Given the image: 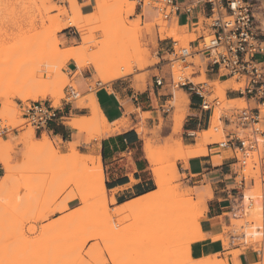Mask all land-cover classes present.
Instances as JSON below:
<instances>
[{
	"label": "rangeland",
	"instance_id": "obj_1",
	"mask_svg": "<svg viewBox=\"0 0 264 264\" xmlns=\"http://www.w3.org/2000/svg\"><path fill=\"white\" fill-rule=\"evenodd\" d=\"M75 1L76 0H59V1H56V0H0V77L4 81H6L7 87L6 86L5 87L11 90V92L14 90H15L14 92H16L18 91V89L21 90V92L23 91L26 92L27 90H33L34 87L37 89L36 86L39 84L42 85L43 83L46 85V83L50 82L57 74H62L63 76L64 74H66L65 77L69 81L66 85H64L63 96L59 99L58 101L59 104L57 103L56 105L54 104V99L50 95L49 96L47 95L45 97L41 95V92L43 89L41 85H39L41 86V88L38 86V88L41 89V92L40 90L38 91L40 93H37L35 97H34V94L32 93L34 98L28 97L25 100V99H22L20 96L19 98H17L13 94L14 92L11 93L9 96V99H10L11 104L14 105L12 111L19 109L20 118L19 119L13 118L11 120L4 121L7 124L13 125L14 122L15 124L16 122H19V123L24 122V120L22 119V114L24 112V109L19 104L20 102L24 104H29V102L37 101V100H40V101L52 100L54 106L61 107L64 101H68V102H75V103L77 102V104L81 106L79 103V99L89 93H92V92L95 93V91L99 87L110 85L114 81L127 77L129 78L128 79L129 81L134 82L135 86L138 89L139 88L145 89L147 88L149 84L153 83V76L159 73L157 66H158L159 61L161 60V53L160 55H158L160 51V47L162 43L164 44L166 42H169L170 44V40L165 39V38H168V37L175 38V37L173 35L172 36L166 35L165 37L160 35L159 37L158 31H157V27H159V25L156 24L155 26L148 28L147 25L143 23L142 19L139 17L140 14L137 13L136 19L130 22V28L133 31L134 39L131 41L130 47H126L123 49L124 52L127 53L130 61L133 63L135 67L134 71L121 78L114 79L112 81H107V82H102V80L97 76V74H93V79H87L88 84H86V87L88 88V91L83 92L76 85L75 80L69 79V76L67 75V73L61 72L59 70L54 60L56 56L62 52V51L58 52L59 50L58 47L60 48V46L59 44L58 46L56 45L58 41L64 40L60 36V33L63 30H65V28H68L67 25L69 24L67 23V21L71 20L73 16L75 17L76 14H79L77 10L72 9V5L75 3ZM113 2L114 0H105L104 1L106 5L105 8L110 9ZM132 5H134L135 7L133 11V13H135V9H136L135 0H119L118 3L115 5V7L111 11H109V13L104 17V19L93 24L92 26L93 28H90L88 30V33H90L89 31H91L89 35L93 34V37H94L98 30H103L107 38L106 40H104L105 45L104 44L103 45L106 47V46H109V44L115 43V40L117 38V29L112 24V21L119 19L120 25L121 26L124 25L125 22L128 21V18L133 14L131 11ZM70 10H71V15H70ZM94 11H96V8H94ZM155 14L156 12L153 10L148 11V18L152 19L155 16ZM258 16L263 17V20H264L263 13L258 14ZM201 19H203V17H201ZM177 25L178 24L175 23L171 26V28H175L177 27ZM178 32H179V35L182 34L183 36L185 35V37L187 36L185 39L183 37H180L181 41L180 39H178L183 44H187L190 40L192 39L194 40L198 38L201 34L207 35V32L203 29L202 25H200L198 28L189 27V26H187V28L179 27ZM160 39H163V40H160ZM60 50L62 49L60 48ZM164 57L168 58L169 55L165 53ZM195 62H196L195 71L200 72L201 74L199 76H196L194 79L196 81H206L207 83L212 85V88L214 89V91L217 89L218 83L216 81L218 80H219V85H221L224 88V90H225V87L223 83L225 82H231L234 86L233 88H239L240 86H242V83H236L234 79H231L229 81H223V79H214L213 82H211V80L207 77V75L205 73H202V71L205 70V60H202L199 56H197L195 58ZM47 65H51L52 69L49 70V67H47ZM141 65H143V67ZM41 68H43L44 71L42 74H39ZM34 72L36 74H33ZM169 72H170L169 69L164 67L162 74L168 75ZM204 74L206 78L204 77ZM73 75L75 74L73 73ZM37 81H38V84H37ZM97 83H101V84H97ZM70 85L76 89V91L79 94L78 97L69 98L67 88ZM89 88H91V90H89ZM36 89H35V92H36ZM51 89L54 90L53 88ZM55 90L57 89L55 88ZM162 92L166 94L167 93L175 94V98L169 101L170 103L174 105L173 113L171 114L168 120L162 119L160 125H154L152 127H149L145 125L144 123L138 124L137 131H139L141 135V143L143 144V146H144V142L151 141L153 143V148H155V152L162 155L163 157L161 161L162 165H166L170 162L176 161L174 167L168 170V175L166 176V178L169 179L170 176H172L174 169L176 168L177 162L181 160L177 158L178 157L177 151L179 150V147H178L179 143L180 142L184 143L182 135L185 132L184 130L185 120H184V124L181 129H177L176 127L173 128L174 126L173 120H174V116L179 113H184L185 115H187L189 96L187 97L183 89L170 87L169 85H166L164 89L162 90ZM214 95H217L216 91ZM36 97H39V99H37ZM218 105H224V108H223L224 110H222L220 114V117H221L222 114L224 113L230 114L231 113L230 108L235 105L245 106L246 101L244 99L242 100L236 99L235 101H232V100L227 101L223 98L221 99L219 104H216V106ZM82 107H88V106L82 105ZM88 108H89V115H90V107ZM148 116H149V113L144 114V117H148ZM118 121L121 122V120H118ZM122 121L125 125L127 124L126 128L130 126L127 120L122 119ZM171 121L173 124L171 133L168 136L164 137L161 133V130L164 125H169ZM219 123L221 124L220 125L221 127H224V122L220 121V119H219ZM227 128L228 129L234 128V126L232 125ZM33 129L34 127L30 125L27 127H22V128H19L18 131H16L17 135H15V133H12L8 137V141L10 145H12L13 147L9 148L11 149L10 151L7 150V154L6 153L5 154L8 156L5 155V157L8 160L10 159L11 164L14 165L15 168L18 167L17 164H19L20 166V163H18L15 159V149L19 145L17 144V141L20 139L21 133L27 130H33ZM176 130H179V131H176ZM209 131L214 136H211L212 138L210 137L211 141H209L208 144L215 140L222 139L225 133L222 130V128L218 132L211 131V129ZM200 132L201 131L197 132V137H198V133ZM94 133H95V130H92L91 127H87L83 129L82 131H79V138H77V142L74 144L76 146V149H78L77 150L78 152H80V148L82 146L91 145L90 150L83 152V153L80 152L81 154L86 155V156L91 155L93 151L91 138L93 137ZM50 138H54V137L52 136ZM81 141L84 142L83 145L80 143ZM196 143H197V139H196ZM208 144H207V147H208ZM54 145L56 147L57 146L60 147V145H56V144ZM186 146H189V145H186ZM167 150H173L174 152L168 153ZM225 154L231 155L232 153L229 151ZM219 158L221 159L222 156H219ZM27 163H30V162L28 161ZM36 163L37 162L35 160L32 161L30 163V165L31 164L32 165L31 166L29 165L30 168L28 169V167H26L24 169V171L26 172H23V169H20V171L17 172V177H21L22 173L27 175L26 178L27 177L29 178V176L31 175L30 176L31 185L26 180V178L25 179L23 178L24 175H22V179L24 180V181H21L22 185L20 186L19 184L18 186H16V189L14 188L15 192L11 191L12 190L11 189L9 191L11 192L9 193L10 195H7L8 193L5 194V197H6L5 200L3 199V197L0 199V202H2L0 203V243H3L4 238L7 235L9 226H17L19 229V232L25 235V238L27 241H32L33 237H35L34 246L40 249H43V250H49V249L59 250V249L71 248L74 244L77 245L78 247L81 246L82 244L85 243V240L89 235H97L98 233L96 232L89 233L87 231L78 232L76 231L77 224L83 218L94 215L97 212L98 207L103 209L102 207L103 205L100 199L97 197L91 200L88 203L87 209H81L79 212H82V214L80 216H77L80 213L74 212L69 207L70 201L66 200L63 195L62 181L59 178V176L55 173H42L38 171L39 169L37 166L39 165H37ZM84 166L86 167V168L85 167L83 168L84 173L86 175H89L87 173V167L89 165H84ZM27 170L29 172H27ZM35 175H37L36 178H35ZM182 178L183 176H181L179 179H177L176 177L171 178V181H175L176 187L178 186V188L181 189L182 192L184 191L187 192L189 197L193 196L194 201H197L198 199L197 196L195 195L193 190L183 182ZM256 184H257L256 186L254 185L255 187L251 186V183L249 181L245 191L251 190L253 192L254 191L257 192V190L261 188L259 178L256 179ZM259 186L260 188H258ZM19 188L21 189V192L25 194L19 197L20 200L19 198L14 197L15 195L17 194L19 195L21 193L19 192L20 191ZM256 188L258 189L254 190ZM190 190L192 191L193 194L190 193L191 192ZM24 191H26L27 194ZM94 191L101 193L99 186L97 185V182L94 185ZM25 196H29V197L27 198ZM21 199H24L23 201H26V199H29L28 200L29 202L27 201V203L26 202L24 203L22 202ZM252 202H253L252 207L248 210V216H246V218L247 220L250 219V221H253V222L256 221L257 223H260V224L262 223L263 225L264 224V212L261 210L263 213L260 211L261 213L257 214V216L255 217V215H253L255 212L253 211V209L254 210L256 209V207L254 208V205L256 206V202L254 200H252ZM133 214L135 213H131L125 216L124 218H122V221L125 222L123 224V233L127 237L131 238L139 248H143L144 244L147 241L155 239V233L152 231L148 232L151 235L150 236L149 234H146L147 232L143 231L147 227L146 225L149 224L147 222L149 221L148 218L147 217L144 218V216H141V214L143 213H141L140 215H138V213L135 215ZM199 215H203L204 217L203 206L200 209ZM105 217H104V222H105V227L107 228L110 226L111 221H109L107 216ZM110 219L112 220V218ZM232 220L234 221L232 222ZM244 221L245 220L243 219L242 220L234 219V217L232 216L230 220V224L224 225V234L219 235L217 238H220L221 236L222 237L224 236L225 238L227 237L226 238L227 244L224 243L225 247L228 248L230 247L232 243H234L237 245H241L242 251L243 249L244 250H248V249L255 250V247L253 246L254 244L247 245V243L244 242V239L242 237H238V238L236 237L235 239H232L231 237L232 234L236 235L239 233V231L236 230L237 226L244 223ZM193 225H194V222H193ZM25 226H27L30 229V233L24 232ZM231 226L233 228L232 230H231ZM187 228L189 229V226H187L186 229ZM188 229L187 231L185 230V234H186L185 240L186 238L188 239L187 240V242H189L188 244L191 245V243L197 241L194 239L198 235L200 237L203 236L204 238L203 227L201 231L198 229L195 231L196 229V226H195L194 233L195 232L198 233V235H196L195 238L194 236H192V234H190L191 230L188 231ZM140 239H143V241L139 242ZM187 242L183 243L182 246L180 245L179 249L186 250L187 247L189 246L188 247V250H189L191 246L188 245ZM263 244H264V240L262 238L259 241V243H257L258 249H256V251L259 253V259L257 263L262 262V257H263L262 255H263V250H264ZM97 247L98 246H96V249L94 248L90 252V257L92 260H95L97 258V255H96V253H98ZM185 250L183 251L184 253L181 252L183 254H182L181 260L179 261L181 262L186 261L185 264H187V262L188 264H197L196 262L197 260H199V258L196 260L195 258H193L191 254V250L189 251V253L185 252ZM234 250H237V249H232L231 251H234ZM172 252L173 251H169L168 258L169 259L172 258V260L176 261L177 256H173L174 252L173 253ZM187 255L190 256V257L188 256L189 260L191 259L190 261L188 259H187L188 261L186 260ZM215 255L216 257L214 256V258L223 259V262H222L223 264H230L229 260L227 258H223V256L220 253L215 254ZM53 258L70 260V261H76L78 259H83V257L78 256V254L58 256V257H53ZM4 259L5 257L0 256V264H3ZM233 264H241L238 261V256H235V262Z\"/></svg>",
	"mask_w": 264,
	"mask_h": 264
},
{
	"label": "snow or ice",
	"instance_id": "obj_2",
	"mask_svg": "<svg viewBox=\"0 0 264 264\" xmlns=\"http://www.w3.org/2000/svg\"><path fill=\"white\" fill-rule=\"evenodd\" d=\"M85 7L83 12L89 16L94 15V8L101 5L97 4V0H83ZM136 9L128 21L124 25H120L119 19L113 20L112 24L117 29V38L115 47L122 51L126 47L131 46L134 39L133 31L130 28V22L136 19V14L144 15L143 0H135ZM71 15V10H70ZM69 27L61 36H68L67 40L58 41L60 48L63 50L55 58V63L61 72L67 73L70 79L76 80L73 73H83L84 77L91 78L93 74H98L97 64L100 62L99 57L101 47L106 39L105 32L98 30L91 40L88 39L87 30H77L75 25V17L68 20ZM67 53V55H65ZM51 70V65L48 66ZM71 68L72 71L68 69ZM44 71L41 68L40 73ZM79 82V81H77ZM87 80L84 81L87 84ZM71 88V85L69 86ZM19 98L20 93L14 94ZM39 99V97H36ZM39 109V105L37 106ZM28 118L32 120L35 128L34 135L27 143L21 142L15 149V159L21 165L27 163L29 159L35 160L39 165V171L42 173H55L62 181L63 195L66 200L72 201L70 204L74 212L81 209H87L88 203L99 198L101 203L104 199L111 196L107 193V197L103 193L94 191L96 181L90 175H86L83 171L84 161L68 146L61 143L59 137H52L48 128H55L52 123L54 117L45 110H27ZM19 119V109L9 112L5 117L6 120ZM27 127V122L24 124ZM63 131V129H58ZM12 133L11 125L5 124L0 129V141L4 144L9 143L8 137ZM70 135L65 134V139H69ZM60 145L61 151L56 153L54 149H50V144ZM76 142L73 141V144ZM82 145L83 141L80 142ZM91 145L82 146L80 152L90 150ZM127 172H133L131 168ZM123 167L118 168V174L123 179L114 180V184L124 185L123 194L118 200L107 199L109 205L108 215L112 216L111 224L105 227L104 213L102 208L98 207L94 215L87 216L79 221L76 231H87L89 233L96 232L97 235H89L84 243V247L80 248L73 245L71 248L59 250H43L34 246L35 237L32 241H27L24 234L19 232L17 226H9L7 235L3 243H0V256L5 257L3 264H182L179 260L168 258L169 251L179 252V247L185 240L186 217L178 208L177 202L180 199L182 190L175 187L176 182L171 181L172 189L169 188V181L166 177H160L158 180L153 179V173L149 172L145 180L148 184L144 188L145 193L149 189H157V193L153 196V204L150 210V218L153 222V231L155 239L147 241L143 248H139L136 243L123 233L122 214L118 211L120 204L130 200L129 193L138 189L140 183V173L133 172V177L127 175ZM8 177V169L0 162V178L6 180ZM109 179H112V173L109 172ZM113 185H108V188ZM139 198V197H138ZM25 233H30V229L25 226ZM38 235V233H37ZM98 246L97 258L92 260L90 252ZM83 257L76 261L56 259L53 257L76 255ZM194 254L199 255L198 246L195 247ZM264 264V261L261 262Z\"/></svg>",
	"mask_w": 264,
	"mask_h": 264
},
{
	"label": "built area",
	"instance_id": "obj_3",
	"mask_svg": "<svg viewBox=\"0 0 264 264\" xmlns=\"http://www.w3.org/2000/svg\"><path fill=\"white\" fill-rule=\"evenodd\" d=\"M145 7L158 10L162 17L169 21L172 16L178 20V14L188 17L200 8V15L194 17L195 22L192 26L198 28L202 25L207 35L201 34L187 44L173 37L165 38L170 40V45L167 51L160 50L158 53V55L161 53V60L157 66L159 73L153 76V83L160 87L169 85L183 89L186 93L197 96L200 100L199 107L209 112L211 117L216 104H219L223 97L214 95L215 91L211 84L194 79L201 74L195 71V58L199 56L205 60V73L207 67H210V71L218 75L217 79L223 81L234 79L236 83H242L239 88H233V84L229 83L225 90V100L239 99L228 98L230 90H237L249 95L244 97L246 105H235L230 108V114H222L220 121L224 122V127L214 126V131L218 132L222 128L224 136L209 143L208 146H212V150L216 152L224 148L232 150L236 159L234 173L239 188H246L249 181L254 186L257 178L264 187V35L259 34L261 28L257 23L260 18L258 14L264 9V0H143L142 11ZM165 53L169 55L168 58L164 57ZM164 67L169 69L168 75L162 74ZM67 91L69 98L79 95L73 86L71 88L68 86ZM29 108L46 109L50 116L54 117L52 121L59 118V107L53 103L32 101L27 104L22 114L24 122L11 124L12 133L25 127V122L35 128L32 120L28 118ZM173 109L174 105L170 102L158 108L160 113L164 114L171 113ZM211 117L208 129L211 128ZM5 124L6 122L0 119V129ZM228 124L234 128L228 129ZM187 135L196 139L197 131L188 130ZM243 198L244 192H237L230 199L234 219L245 220L237 227L239 233L231 235L232 239L236 237L244 239L249 224L245 218L252 207V202L244 204Z\"/></svg>",
	"mask_w": 264,
	"mask_h": 264
},
{
	"label": "crops",
	"instance_id": "obj_4",
	"mask_svg": "<svg viewBox=\"0 0 264 264\" xmlns=\"http://www.w3.org/2000/svg\"><path fill=\"white\" fill-rule=\"evenodd\" d=\"M78 2L83 12V8L85 7L83 0H78ZM150 10L156 12L152 19L148 18V11ZM199 10L200 8L188 17L184 14H178V20L177 17L174 18V16H172L169 21L170 27L175 23H177L179 27H193L192 24L195 22L194 17L200 15ZM260 12L264 14V9H261ZM143 13L144 15H139V17L145 24L153 22L158 15L157 10L148 7H145ZM257 23L258 27L261 28L259 34L264 35L263 17H260ZM65 30L60 33V36L65 32ZM62 38L67 40L68 36H63ZM169 45V42L164 44L162 43L160 50L167 51ZM210 69V67H207L206 74L207 77L213 81L218 78V75L214 71H210ZM68 70L72 71L71 68ZM76 78V85L83 92L88 91L84 81L87 79H93V76L88 78L84 77L83 73H81V75ZM128 79L129 78L125 77L112 82L110 85L99 87L95 91V96L109 122L125 119L130 124L128 128H122L118 132L105 135L100 141L99 155L103 164L106 191L107 193H111V196H113L115 200H118L123 194L122 191L118 190L125 188L124 185L114 184V180L123 179V176L118 174V168L123 167L126 172L127 169L131 168L133 172L140 173V180L143 182L140 183V187L138 189L129 193L130 200L132 201L147 194L143 191L144 188L148 187L145 177L149 172L153 173L151 164L146 157L145 142L143 146L141 143V135L139 131H137V125L144 123L145 125L152 127L154 125H160L162 119L168 120L174 109L171 113L164 114L160 113L158 108L174 99L175 94L163 93L162 90L164 87L157 86L154 83L149 84L145 89H138L134 82L129 81ZM229 83L231 82L223 83L225 89ZM89 90H91V88H89ZM186 95L187 97L189 96V104L187 115H185L184 119L185 132L182 135V138L186 145H195L196 139L188 136L187 131L195 130L197 132H202L207 130L209 128L211 116L209 112L203 111L199 107L200 100L197 96L189 92L186 93ZM244 97H249V95L242 94L237 90H230L228 93V98L244 99ZM48 101L51 104L53 103L52 100ZM19 104L23 109L27 107V104L22 102ZM1 107L2 105L0 103V109ZM146 113H149L148 117H144V114ZM58 114L59 118L52 121V123L55 124V128L49 127V133H51L53 137H59L61 143L64 145H68L73 141L77 142V138H79V131L78 129L68 125L67 120L75 117L89 116V108L79 106L77 102L64 101L63 105L58 109ZM172 126V121L169 125L163 126L161 133L164 137L171 133ZM229 126L230 125L228 124L227 127ZM58 129H63V131H58ZM14 133L17 135L16 131ZM65 134H69L70 138L65 139ZM91 142L94 151L97 143L95 140ZM212 148V146H208L207 154L190 157L187 162L179 160L176 164V170L174 169L173 173H175V171L179 172V175L176 177L177 179L183 176V182L193 190L198 198L196 202L199 211L202 206L204 209V217L201 220V228L203 227L204 238L192 243L191 254L193 258L197 259L220 253L223 258H227L229 260L230 264H233L235 262V255L232 253L227 255L226 253L232 249H241V245L232 243L230 247L227 248L222 240L215 238L224 234L225 224H230L231 217L233 216V210L230 205L231 197L237 192L245 193L248 190L245 191V187L239 188L237 186V178L234 173L236 169V159L234 158L232 150L230 148H224L216 152L213 151ZM229 151L232 153L231 155L225 154ZM219 156H222V158L220 159ZM0 162L3 163L1 157ZM110 171L112 173V179L108 178ZM133 172H127V175L135 179ZM1 179L2 178H0V180ZM153 179L154 181L156 180L154 173ZM110 184L113 185V187L108 188V185ZM251 186H253L252 183ZM153 190L155 189H149V192ZM111 196L108 197V199H111ZM71 202L72 201L69 202V207ZM127 202L129 201L125 200L121 204ZM196 246H198V256L194 254ZM258 259L259 253L254 249L243 250L238 255V261L241 264H253L256 263Z\"/></svg>",
	"mask_w": 264,
	"mask_h": 264
},
{
	"label": "bare ground",
	"instance_id": "obj_5",
	"mask_svg": "<svg viewBox=\"0 0 264 264\" xmlns=\"http://www.w3.org/2000/svg\"><path fill=\"white\" fill-rule=\"evenodd\" d=\"M104 1L105 0H97V4H99L101 6L96 8V11H94V15L89 16V15H87V14L82 12V10L80 8V4H79L78 0H76L75 3L72 5V9L77 10L79 12V14H76V16H75V25H74V27H76V29L80 30V31H83V30H87L88 31L90 28H93L92 26H93L94 23H97L98 21L104 19V17L109 13V11H111L115 7V5L118 3L119 0H114V2L112 3V6L110 7V9L109 8L108 9L105 8L106 5H105ZM134 8H135L134 5H132V8H131L132 13L134 11ZM156 24L159 25V27H157V31H158V36L159 37H160V35L163 36V37H165L166 35H168V36H172L173 35L175 37L174 39H176V40L180 39V41H181L180 37H183L184 39L187 37V36L185 37V35L183 36L182 34H181L182 36L179 35V32H178L179 26L178 25L175 28L169 27V20H165L159 12H158L157 17L154 19V21L151 22V23H147L146 25H147L148 28H151V27L155 26ZM67 27H69V25H67ZM185 28H187V26H185ZM89 32L91 33V31H89ZM90 33H88V39L89 40H91L92 37H93V34L89 35ZM58 44L59 43L57 42L56 45L58 46ZM104 45L101 47V53L103 55L99 57L100 62L97 64V68L99 70L97 76L102 80V82L112 81L114 79L121 78V77H123L125 75H128V74H130V73H132L134 71L135 67H134L133 63L130 61L127 53L124 52V50H122V51L117 50L116 47H115V43L109 44V46H106V47ZM58 49H57L58 52L63 51V50H60L59 47H58ZM65 55H67V53H65ZM48 66L49 65H47V67ZM141 66L143 67V65H141ZM38 70H40V69H38ZM81 73L82 72L74 73L75 74L74 76L77 77ZM202 73H205V70H203ZM33 74H36V73L34 72ZM205 74H204V77L206 78ZM65 75L66 74H64V76L62 74H57L55 76L56 78L54 77L50 82L46 83V85L43 84V83H42V85L39 84V85H41L43 87L42 92H41V89L38 88L39 85L36 86L38 90L34 87L33 90H27L26 92H24V91L21 92V90H19L17 88L18 91L14 92L15 90L13 89L14 91L11 92V90L6 88L7 87L6 86V81H4L0 77V103H2V109L0 110V119H2L3 121H6L5 117L9 114V112H11L13 110L14 105L11 104L10 99H9L10 94L13 93V92H14L13 94L20 93V97L22 99H25V100L28 97L32 98L33 97L32 93L34 94V97H35L37 93L41 92V95L43 97H45L47 95L48 96L50 95L54 99V104L56 105L58 103L59 99L63 96L64 85H66L69 82L68 79L65 77ZM211 82H213V81H211ZM216 82L218 83L217 89L215 90L217 95H221L225 99V94L224 93H225L226 89L224 90V88L221 85H219V80L216 81ZM37 84H38V81H37ZM21 86H23V85H21ZM41 86H39V87L41 88ZM51 88H53L54 90H52ZM55 88L57 90H55ZM35 89H36V92H35ZM39 90H40V92H38ZM239 99H242V98H239ZM244 100L246 101L245 98H244ZM79 103H80L81 106L83 105V106L90 107V115L89 116H82V117L72 118V119L67 121V124L72 126L75 129H78L79 131H82L83 129H85L87 127H91L92 130H95V133H94L93 137L91 138V141L95 140L96 143H97V146L95 147L93 153H91V155H89V156L83 155L80 152H78L77 151L78 149H76V146L73 144V142H71L68 146L74 151L75 154L78 155V157L80 159H82L85 162L84 165H89L88 166L89 168L87 167V173L94 178V180L97 182V185L99 186L100 192L105 194V196L107 197V191H106V187H105L104 174H103V164H102V159H101V157L99 155L100 141L105 135L113 133V132H118L122 128H126L127 124L125 125L122 120H121L122 123L120 121L109 122L107 116L103 113L100 105L98 104L97 98H96L94 92L89 93V94L84 95L83 97H81L79 99ZM223 108H224V105H218V106L215 107L213 115L211 117V128H210L211 131H214V126L221 125L219 123V119H220L219 117H220L221 111L224 110ZM184 119H185V114L184 113H179V114L175 115L174 116V120H173L174 121L173 128L176 127L177 129H181L182 126H183V123H184ZM13 125H15V122L13 123ZM210 129L198 133V137L196 138L197 139V143L195 145H193V146L192 145L191 146L190 145L186 146L183 142H180L179 145H178L179 150L177 151V154H178L177 158L187 162L190 157L207 154L208 153L207 144H208L209 141H211L210 137L214 136L209 131ZM176 131H179V130H176ZM91 132H93V131H91ZM33 135H34L33 130H27V131L21 133L20 139L17 141V144H20L21 142L27 143L28 141L31 140ZM11 147H13V146L10 145V143L4 144L3 141H0V157H1L2 161H3L4 166L8 169V177H7V179L4 180L2 178L0 180V199L3 197L4 200L6 198L5 194L8 193L7 195H10L9 193H11V192H9V191L11 189H12L11 191L15 192L14 188L16 189V186H18L19 184H20V186L22 185L21 181H24L22 179V175L25 176V177L23 176L24 179L27 176L26 174L22 173L21 177H17V172H19L20 169H23V172H26V171H24V169L26 167H28V169H29L30 166L35 163L34 162V163H32L30 165V163L32 161H34V160L33 159L32 160L29 159L28 161L30 163H24L22 165L20 164V166H19V164H17L18 167L15 168V166L11 164L10 159L8 160L5 157V155L7 154V150L10 151L11 149H9V148H11ZM49 147H50V149H54L56 153H59L61 151V147H59V146L56 147L54 145V143L50 144ZM167 152L171 153V152H174V151L173 150H167ZM145 153H146V157L148 158V160H149V162L151 164V169H152L153 173L155 174L156 180H158L160 177H166L168 175V170L170 168L174 167V165L176 163V161L175 162L173 161V162H170V163H168L166 165H162L161 161H162L163 157H162L161 154L155 152V148H153V143L151 141H146L145 142ZM6 156H8V155H6ZM36 164L38 165V163H36ZM37 167L39 169V166H37ZM17 168H19V169H17ZM34 170H35V168H34ZM27 172H29V171L27 170ZM37 175H35V178H36ZM178 175H179V172L175 171V173H173L172 176H170L169 179L167 178V180L169 181V185L168 186H169L170 189L173 188V186L170 183L171 182V178H175ZM28 176H29V174H28ZM30 176H29V178L28 177L26 178V180L29 183L31 182ZM33 178H34V176H33ZM30 185H31V183H30ZM256 185L257 184H255V186ZM30 187H32V186H30ZM20 188H19V190H20L19 192H21ZM258 188H260V186ZM258 188L254 189V190H257ZM157 191L158 190L155 189V190H153V191H151V192H149V193H147V194H145V195H143V196H141L139 198H136V199L132 200L131 202H127V203L121 204L119 209H118V211L122 214L121 218H124L125 216H127V215H129L131 213H135V214L138 213V215L143 213V214H141V216H144V218L147 217L148 220H149V221H147L149 224L146 225L147 227L145 226L146 228L143 231L147 232L146 234H149L148 232H150V231L154 232L153 231V222H152V220L150 218L149 213H150V210H151L152 204H153V196L157 193ZM24 192L26 193V191H24ZM182 193L183 194L181 195L180 199L177 202V206L183 212V214L186 217V224H187V226H189V229L187 228L188 231L191 230L190 234H192V236H194V238H195V236L198 235L197 232L194 233L195 226H196L195 231L197 229L200 230V231L202 230V228H201V220L203 218V215H199L200 211H199L197 202L194 201V197L193 196L189 197L188 193L185 192V191L182 192ZM190 193L193 194L192 191ZM21 195H25V194L21 192L19 195L17 194L14 197L15 198L16 197L19 198ZM25 197L28 198L29 196H25ZM107 199H108V197L106 199H104L103 202H102V205H103L102 206L103 207L102 210H104L103 211V213L105 214L104 217L107 216L109 221H111L110 218H112V216L108 215V208L109 207H108ZM111 199H114V197L111 196ZM19 200H20V198H19ZM21 200H22V202H24V203L26 202L27 203V201L29 199H26V201H23L24 199H21ZM252 200H254L256 202V206L254 205V208L256 207V209L254 210L252 208L253 211H255L253 215H255V217H256L257 214H260L262 211L264 212V187H263V185L261 186L260 189L257 190V192H255V191L253 192L251 190H248L247 192L244 193V198H243V203L244 204L248 205L249 203L252 202ZM0 203H2V202H0ZM14 206H16V205H14ZM2 207H4V206H2ZM17 209H18V207H17ZM79 213H78L79 215H77V216H80L82 214V212H79ZM135 214H133V215H135ZM246 220H247V218H246ZM233 221L234 220H232V222ZM248 221H250V219ZM193 222H194V225H193ZM250 222H249L250 224H248V226H247V228L245 230L244 242L247 243V245L248 244H254L253 246L255 247V250H256V249H258L257 248L258 247L257 243H259V241L262 238L264 240V224L262 225V223L260 224V223H257L256 221L255 222L250 221ZM232 226H231V230L233 229ZM186 227H185V230L187 231ZM197 237H196L197 239L195 238L194 240H199V239L203 238V236L200 237L199 235ZM217 237L215 239H217ZM143 238H144V236H143ZM226 238L224 236L223 237L221 236L219 239L222 240L224 243H226ZM187 240L188 239L186 238V240H184V241L187 242ZM142 241H143V239L139 240V242H142ZM188 243L189 242H187V244ZM188 245H190V244H188ZM191 245H192V243H191ZM79 247L83 248L84 244H82ZM188 247H187L186 250L185 249H182V250L179 249V252H176V251H173L174 253L172 252L173 256H177L176 260H181L182 254L184 253L183 252L184 250H185V252L189 253L191 248H189V250H188ZM95 249H96V247H95ZM97 249H98V247H97ZM181 252H183V253H181ZM241 252H242L241 249H237V250H234V251H229L227 254H231L232 253L235 256H238ZM188 253H186V254H188ZM189 255H187L186 260L187 259L189 260V257H190ZM169 256H170V254H169ZM214 256L216 257V255H209V256L201 257V258H199V260H197L198 259L197 258L196 259L197 260L196 263L197 264H223L222 263L223 259H217V258H214ZM262 256H263L262 257V261H264V250H263V255ZM182 260H183V258H182ZM182 262H184V261H182ZM185 262L182 263V264H185ZM187 264H188V262H187ZM253 264H261V262L260 263L256 262V263H253Z\"/></svg>",
	"mask_w": 264,
	"mask_h": 264
}]
</instances>
